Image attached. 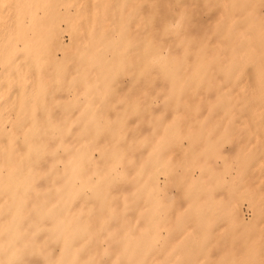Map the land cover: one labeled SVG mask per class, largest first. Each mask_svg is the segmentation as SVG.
Returning a JSON list of instances; mask_svg holds the SVG:
<instances>
[{
    "label": "bare ground",
    "instance_id": "1",
    "mask_svg": "<svg viewBox=\"0 0 264 264\" xmlns=\"http://www.w3.org/2000/svg\"><path fill=\"white\" fill-rule=\"evenodd\" d=\"M195 9L211 17L188 21ZM232 32L222 53L211 39ZM235 84L217 115L241 135L264 117V0H0V264H164L146 178L133 200L111 172L158 170L162 119L205 117L199 88L231 97L237 87L218 92ZM172 242L183 264H224L196 247L213 239ZM225 243L242 246L240 264L263 263L255 237Z\"/></svg>",
    "mask_w": 264,
    "mask_h": 264
},
{
    "label": "rangeland",
    "instance_id": "2",
    "mask_svg": "<svg viewBox=\"0 0 264 264\" xmlns=\"http://www.w3.org/2000/svg\"><path fill=\"white\" fill-rule=\"evenodd\" d=\"M210 17L211 11L200 9L187 19L199 21ZM233 29L237 31L236 27ZM190 37L193 47L197 48L198 33L192 29ZM64 39L68 40L66 35ZM211 40L222 53L239 44L233 32L214 35ZM147 43L149 40L145 39L143 45ZM222 69L226 72L228 66ZM245 75L249 73L245 72ZM231 87H237L231 97L212 96L205 88H199L195 100L206 106L205 117L162 119V137L170 144L165 147L167 153L161 156L169 161L162 163L158 170L136 166L123 169L119 164L111 172L113 190L123 188L121 184L132 183L134 187L129 195L134 196L133 200H136L138 190L134 185L137 183L135 174L146 178L144 183L150 200L146 214L158 229L154 245L161 249L164 264H183L185 248L182 247L186 246H176L172 240L185 237L213 239L214 246L196 247L213 248L224 264H240L242 257L236 254L242 246L225 243L228 237L240 233L255 237L256 257L264 264V117L261 121L248 122L246 127L249 131L244 134L234 132L240 125L238 118L235 115H217L227 98L238 100L240 86L236 84L218 93L224 94ZM127 102L132 106L130 99ZM180 104L179 99L167 109L176 110ZM153 109L154 106L151 113ZM212 114L216 116L211 117ZM150 123L155 125L153 119ZM129 173L131 177H128ZM201 227L205 230L202 236ZM230 229L233 230L231 233ZM178 248L181 252L177 259L172 260L171 256Z\"/></svg>",
    "mask_w": 264,
    "mask_h": 264
}]
</instances>
